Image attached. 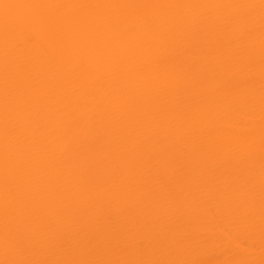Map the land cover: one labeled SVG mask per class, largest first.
Masks as SVG:
<instances>
[{"label": "bare ground", "instance_id": "1", "mask_svg": "<svg viewBox=\"0 0 264 264\" xmlns=\"http://www.w3.org/2000/svg\"><path fill=\"white\" fill-rule=\"evenodd\" d=\"M0 264H264V0H0Z\"/></svg>", "mask_w": 264, "mask_h": 264}]
</instances>
